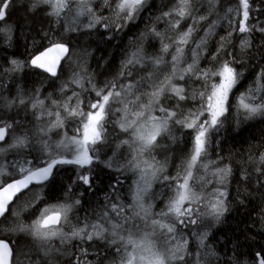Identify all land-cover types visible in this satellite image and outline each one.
I'll return each mask as SVG.
<instances>
[{"label":"trees","instance_id":"16d2710c","mask_svg":"<svg viewBox=\"0 0 264 264\" xmlns=\"http://www.w3.org/2000/svg\"><path fill=\"white\" fill-rule=\"evenodd\" d=\"M91 1L93 7L94 4L105 3V0ZM147 1L148 3L146 7L140 12L138 18L127 24L126 28L124 26L122 29H117L115 25L120 24L121 19H124L123 15L117 17L114 13V9L108 10L107 13L94 9L97 17L106 18L107 23L112 25L111 29L106 30L100 25L93 29L84 28V19L81 21L82 23L80 22L77 25H73L67 29V24H65V20L61 18L62 16L57 19L56 17L47 15L46 7L42 10H36L33 12L29 11V5L32 0H12V4L8 9L7 19L2 24H0V27H11L13 29L10 41L7 39V37H5L6 35H0V113L2 111H9L10 113L18 112L15 108V105L14 107H11L10 110L6 108L3 105L4 101L19 99L20 97L18 96L23 95L26 92V95H28V93H32L30 95L32 99L33 95L35 96L37 94V89H41L43 85L47 86V78L44 72L33 68L30 66L31 64L29 65L31 58L36 53L49 46L50 41L44 39L46 33L49 37H55L59 39L60 42L69 44L74 52L76 50L84 52L85 57H80V60L86 61L89 59V72L93 73V82H97L100 86H103L108 82L111 83L112 81L121 85L125 82L126 78H122L118 74V72L120 73L122 70V68H118V59H121V56L127 54L123 50L124 48L127 52L128 48L132 47L131 45H134L130 43H135V45L138 44L140 47H145L147 50V55L149 56L162 55L161 51H158L159 49L161 50L162 46L159 44L161 43V41H159L160 38L154 36L149 30L155 28L156 31L160 32L165 37L164 42L170 43L171 39L177 38L180 33L187 30L188 25L193 24V20H183L181 21L179 28L173 30L167 20H158L157 18L161 17L164 12L170 11L176 7L177 0ZM107 3L115 7L117 0H108ZM250 4L253 9L251 13L252 18L250 19V24L255 26V30L249 36L251 47L241 50L239 47L240 39L237 38V35L234 33L229 42H224L226 43L224 50L218 53L217 49L222 43L221 37H227L228 33L232 32L233 27L235 26L234 23L230 25L226 21H235L239 19L235 12L228 14L229 8L235 9L238 7V0H194V6L198 9L195 15L197 17L200 15H206L208 16V20L196 25V28L199 30V32L196 30L193 33L192 39H194V42L190 45V47H193L195 42H197L196 40L199 41L204 37L203 35L207 33V44L204 50L201 51L199 58V68L201 69L210 68L215 71L225 60H230L233 58L236 60V63L233 64V67L236 68L237 72L242 73V77L236 85V95L233 98L234 103H236L235 100L237 98L239 103V96H241L239 93H248L249 91V88L248 90L246 89L248 81V78L245 77L246 74L248 73L250 76L252 73L254 74L255 71L259 74L264 72V32L259 31V29L262 27L264 28V0H250ZM209 12H211V15H209ZM257 19L260 21V23H257ZM213 21H217V26H215L214 30L210 34L207 29L209 24H211ZM72 28H76L77 30L72 31ZM145 29H147L148 32ZM175 35H177V37ZM105 36L108 39H106ZM133 48L134 46L130 49V51ZM229 53L231 56H229ZM214 55L216 56L215 60L213 59ZM79 56L80 55L78 54L77 58ZM163 57L165 61L167 60L166 62H168L169 58L171 61V54H163ZM12 60H16L18 62L21 61L23 68L21 67L19 70L12 71ZM190 62H192L191 53L189 48H186L185 61L180 66L183 67V65H187ZM86 64H88L87 61ZM149 68L140 70L141 73L136 78L132 77L131 79L138 80L141 76L145 75L144 73L151 70V68ZM170 70L171 65L167 64V66H162V74H160L161 77H159V79H163L166 73H170ZM165 71L166 73H164ZM262 81L264 82V79H262ZM179 83L184 84L183 81H179ZM184 86L189 93H191L193 89L197 90V94L199 91L203 90V82L201 81H189L188 84H184ZM18 90H20V92H18ZM92 93L94 94V91ZM170 95L171 94H168L166 99L162 98L161 103L165 108L171 107L173 110L176 109L178 112V118L180 113L187 114L190 110H198L201 107V101L199 99L178 101L174 96L171 98L172 95ZM42 96L45 97V94H42ZM86 96L90 97L89 92L86 93L85 97ZM145 100L147 101V98H143L141 102L143 103ZM179 108L182 111L179 110ZM236 113H231L229 119L213 133L209 146L211 154L210 159L216 161V166L224 167L227 163V165L230 166L232 170L231 175L226 181V184H224L228 190L225 212H223V215L220 216L218 220L209 218L210 222L203 224L207 217L210 216L207 214L210 211L207 212L208 210L206 203L212 198L211 193L213 192L214 188L219 187L216 182H212L208 188L203 190L202 195L205 198L202 199V202L193 204V208L195 210L193 219L197 220V223H195L193 226H199L200 228L209 227L210 230L206 234L207 238H204V244L201 245L200 241L193 232L188 234L186 238H181L178 236L177 238L175 237L174 240L169 241L170 249H173L177 243L181 244L183 241H187V247L183 252L185 259L187 260V264H202V262L203 264H256L255 254L261 253L264 255V163H262L259 159V157L264 154V117L255 118L253 119L255 121H253L250 118H245L240 110L238 112V108ZM235 117L238 119L234 120ZM105 123L103 131L104 143L103 145L99 146V158L94 159L93 163L84 169H81L78 165L73 164H61L57 166L54 171L55 182L53 183L49 181L45 189H43V199L41 198L39 202L32 204L31 200L34 199L29 197V199L26 200L24 198L25 195L20 198L22 200V203L20 201L21 206L24 207L28 204L32 205V208L27 210V216L30 217L36 212L38 213L37 215H40L43 207L47 205L44 202L58 201L60 199L63 201L68 198L65 196V192L67 191L66 186L68 185H71L72 187L73 194L71 195V199L73 201L76 199L81 201L79 213L82 217L86 216L89 218L90 216L94 217L95 220L106 222L103 219V214L107 209H110L111 211L112 204L122 206L124 205L125 210H128V205H132L133 197L131 196L128 198L126 190L127 188L133 189L131 186V182H133V176H129L128 169L126 171L128 164H126V167L124 165L123 169L121 170L118 169L116 165L124 164L122 162L129 163L128 161L131 159L129 146L121 143L124 140H128L130 135L129 133H124L121 131V129H119L120 127L117 118L111 114ZM12 124L14 127L15 124L13 122ZM30 130L31 129L29 128V131ZM25 131H27L25 132L27 134L28 130ZM22 134L24 133L20 132L18 135L20 136ZM158 141L159 147L156 148L153 153L155 159L159 162H162L161 164L166 166L167 173L169 175H174L179 171V169L182 171V167L189 158L192 149L191 130L182 129L178 125L172 126L170 133L162 138H158ZM116 144H118L117 147ZM32 146L35 147L26 148L30 154H40L39 152H41L43 149V146L36 147L37 145L35 144H32ZM33 149H36L37 151L34 152ZM44 159H50V157ZM236 160L237 163H235ZM109 163H111V167L108 166ZM42 165H45L44 161L34 164L36 168ZM257 169H260V171H257ZM87 170H90L93 176V183L91 187L75 182L77 176L87 172ZM224 185L222 187H224ZM160 186V183L156 184L154 189L155 193L152 192V196L148 200V205H151V209L154 208L152 209V212H150L151 215L155 212L158 213L159 210H162L163 208H166L167 205L163 204V202L167 201L168 198L171 199V189H163L162 192H159L162 195L163 200L156 199L159 194L156 192L157 189H160ZM36 188L38 189L40 186L32 187L31 192L35 194L39 192H36ZM123 192L125 194H123ZM33 193H31V195ZM198 193H200V190ZM18 204L15 203L13 206H17ZM208 209L210 210V207H208ZM76 211L73 209L72 213H70V226H67L68 224L64 226L65 232H70L72 229L71 224H75L78 221ZM23 219L22 222L24 224H29L28 219H24L26 223L23 221ZM120 220H122L120 217H115V222L123 224V220ZM2 226L0 231L4 230V233L0 232V234L5 239H7L8 236L5 234H7L8 231L11 232V229H13L15 225L14 223L11 224V222H8V217H5L2 221ZM127 226L128 225H125L123 228L124 235H128L130 233L136 235L137 231L134 228H128ZM11 239L12 241L9 239L7 240H9L10 244L14 246V250L17 253V258L19 259L20 264H91L92 262V264H116L119 262L121 254L115 252V247L121 246L122 249L126 247L127 251L130 249L129 246L125 245V241L120 242L118 239L116 240V245H112L111 248L109 245H105L106 241H104V239H102V241L101 239L96 238H94L95 240L91 241H88L86 238L83 240L79 238H73L68 240V245L65 244L63 246L58 238L57 239L59 241L54 239L49 245H45L40 241L34 240L30 236L28 237V235L24 233L17 235L16 239L13 237V235H11ZM106 240L112 241L113 239L110 238ZM119 243L122 244L120 245ZM50 246H54L55 249L57 248L59 250H51ZM98 249L100 250V253ZM43 252L44 254H42ZM57 252L62 253L59 254ZM65 258L68 262L64 261ZM173 264H175V262H173Z\"/></svg>","mask_w":264,"mask_h":264},{"label":"snow or ice","instance_id":"6c2138e0","mask_svg":"<svg viewBox=\"0 0 264 264\" xmlns=\"http://www.w3.org/2000/svg\"><path fill=\"white\" fill-rule=\"evenodd\" d=\"M107 2L108 0H105V3ZM69 3L70 0H32L29 5V11L34 12L46 7L49 16L59 19L66 9L70 10ZM145 3L146 0H117L115 14L117 17L123 15L126 24L128 21L135 19ZM11 4L12 0H0V24L6 21ZM197 11L198 9L194 6V0H177L176 7L158 17V20H167L173 30L178 29L181 21L186 19H192L193 24H189L187 30L180 33L177 38L171 39L170 43L164 42L165 37L156 31L155 28L150 29L149 31L161 40L160 51L162 55L149 56L142 47H138L131 52L127 59L122 62V70L119 73V76L128 79V82L122 85L116 82L106 83L99 89L92 85L96 99L88 102L89 111L86 113L80 107L84 101L75 91L63 103L55 100L51 101L59 110L55 112L54 122L47 129H39L40 133L46 136L47 132L52 129L62 128L64 124V119L61 118L62 111L66 114L67 119L80 122L81 128H78L77 131L81 132L82 129V135L80 138L71 137L59 143H50L47 139L43 140L44 148L50 157L44 166L37 167L34 170L20 167L18 171L21 174V178H13L10 181L0 179V217L11 214L19 218L25 208L21 207L17 211H12L11 206L22 196L31 192L32 185H39L41 188V191L34 195V200L39 202L43 196V189L48 182H55L54 169L57 165L75 164L81 169L90 166L94 159L99 158V146L104 143L102 129L106 118L110 114L120 113L121 118L118 124L121 131L131 133V144L129 140H124L121 143L130 144V147H132V161L129 163L140 171L144 187L137 191L135 204L128 206L134 209L131 215L125 213L124 206L111 205V211L124 222L123 224H111V235L124 242V237L118 235V230L123 229L125 225L135 227L137 218L144 220L146 223L150 221V227L153 232L145 234L139 243L131 238L127 239L126 245L132 246V252H127L126 247L122 249L121 246H116L115 252L121 254L119 264H173V262L175 264H187L183 254L187 247L186 240L171 249L168 254H165L153 250L156 245L150 239V236L155 234L158 229L160 237L167 243L175 239L177 225L186 227L189 224L197 223V220L193 219L195 212L193 204L202 202L205 197H203L202 193L194 190L190 181L193 183L201 182L199 185L201 189L206 184L212 183V181L210 179L206 180L203 175L194 176L193 169L203 168L205 173H207L209 168L213 167L212 176L217 177V183L221 185H224L231 175L230 166L225 165L221 168L216 166V161L207 159L208 148L212 134L222 126L224 119L227 118L230 107L229 96L242 77V73L237 72L236 68L233 67V64L236 63L234 58L225 60L215 71L210 68H199L200 53L206 47L207 40L206 38H201L198 42H195L194 48L190 47V45L194 42L192 38L193 33L197 30L196 25L206 22L208 16L200 15L197 17L195 15ZM252 11L250 0H238L237 8L228 9L229 14L235 12L239 19L226 21L230 25L234 23L235 26L227 37H221L222 43L217 49L218 53L224 50V42L230 41L234 33L240 39L239 47L241 50L251 47L249 36L255 30V26L250 24ZM81 15H89L91 17L85 25L88 29H93L98 25L106 30L112 27V25L107 23L106 18L95 15L90 7V0H80V9L77 12V16ZM209 15H211V12H209ZM257 23H260L258 19ZM216 24L217 21L209 24L207 31L211 33ZM124 26V24L115 25L117 29H122ZM71 30L76 31L77 29L72 28ZM259 31L264 32V28L259 29ZM12 32L13 29L11 27H0V35H6L9 41L11 40ZM44 39L50 41L49 46L33 57L30 64L36 68L44 69L52 76H56L60 61L70 58V49L66 43L60 42L55 37H49L47 33ZM186 48L190 50L192 62L181 68V62L185 61ZM52 53H57V55H50ZM163 54H171V70L170 73L164 75L163 79L160 80L162 66H167L168 64L164 60ZM229 56H231L230 53ZM213 59H216L215 55ZM11 65L12 71L18 70L23 66L22 63L16 60H12ZM149 67L151 70L147 71L144 76H141L138 80L131 79L134 73ZM213 77L219 78V83L212 82ZM260 79H264V72L260 74ZM174 80L183 81L184 84H188L189 81H201L203 82V90L197 94V90L193 89L189 93L184 84L176 83ZM70 83L83 88V78H79L77 75L71 78ZM89 83H91L90 80ZM67 87L68 84H65L62 91ZM262 92H264V83L258 84L255 89L250 90L248 93L241 94L238 109L245 118L264 115V94H261ZM168 94L174 96L178 101L199 99L201 107L198 110H190L187 114L180 113L178 118L177 111L165 108L161 103L162 98L166 99ZM129 96L132 99H127ZM143 98H147V103H141ZM126 99L127 102H124ZM73 101H75V104H73ZM15 103V100H8L4 101L3 105L10 109ZM19 103L24 104L25 101L20 100ZM117 103L121 104L122 107L114 109L113 106ZM31 107L33 109L41 108L43 107V101L36 100L31 104ZM156 111L163 113V116L154 115L153 113ZM43 115L44 113H41L36 118L41 119ZM47 115L52 116L53 113L48 112ZM177 125L182 129L191 130V153L182 167L183 174L178 173L176 177L171 178L168 176L163 177L165 181L171 180L174 183V196L170 199L167 210L159 213L160 218L152 219L150 214L151 205H145L143 194L151 187L152 180L159 178L158 173L165 171V165L157 161L153 153L159 147L158 138L169 134L171 127ZM13 131L12 123L0 120V142L7 143L6 137L11 136ZM12 139L13 143L9 145V148H25L29 144L26 133L12 137ZM71 146H75V148L73 149ZM61 149L67 151L70 155L74 152L73 158H68L64 155L55 158L54 154ZM259 159L264 163V154ZM205 160H207L206 163L204 162ZM108 166L111 167V163ZM257 171H260V169H257ZM2 175L4 173L0 172V176ZM75 182L91 187L93 183L91 171L78 175ZM66 187L65 196L68 197L66 202L42 209L40 215L30 224H24L21 221L12 230L27 234L45 245H49L50 242L57 238L61 243L73 238L81 240L86 238L88 241L93 240L94 237L105 238V233L108 232V229L100 223L74 227L70 232L64 231V226L70 223V213H72L73 208L81 203L79 199L74 201L71 199L73 194L71 185ZM211 195L213 199L207 205L210 207V212L207 214L218 220L226 210L224 197L227 196V192L217 188L213 190ZM27 206L31 207L32 205L29 204ZM141 213L143 214L142 216ZM103 219L105 221L109 219L107 212L103 214ZM168 220L171 222H165ZM89 228H91V231H88ZM203 238L201 237V243H203ZM111 243L116 245V239H113ZM137 253L141 254L137 255ZM255 256L256 264H264V255L256 253ZM0 264H20L14 246L2 239H0Z\"/></svg>","mask_w":264,"mask_h":264},{"label":"rangeland","instance_id":"374dc122","mask_svg":"<svg viewBox=\"0 0 264 264\" xmlns=\"http://www.w3.org/2000/svg\"><path fill=\"white\" fill-rule=\"evenodd\" d=\"M79 1V2H78ZM70 0V3H69V9L70 10H68V9H66L65 11H66V13H64V14H62V17L61 18H63V19H65V22H66V24H67V29L69 28V27H71L72 25H77L78 23H80L81 21H83V19H84V24L86 25V23H88L89 22V20L91 19V17L89 16V15H81V16H77V12L79 11V9H80V0ZM147 1V0H146ZM92 1L90 0V7L93 9V11H94V13H95V15L97 16V14H96V12H95V10H100L101 12H104V13H107L108 12V10H112V9H114V11H115V8H116V6L115 7H113L111 4H109V3H99V4H94V7L92 6ZM147 3H148V1L144 4V6H143V8H142V10L146 7V5H147ZM75 5V6H74ZM79 5V6H78ZM78 6V7H77ZM102 8V9H101ZM107 8V9H106ZM95 9V10H94ZM141 10V11H142ZM140 11V12H141ZM140 12L138 13V15H136V17H135V19H137L138 18V16H139V14H140ZM71 15H70V14ZM115 13V12H114ZM65 16V17H64ZM72 18H71V17ZM85 16H86V18H85ZM66 17H68V18H66ZM90 17V18H89ZM73 18L76 20H74V22H76L75 24H74V22H72V20H73ZM88 18V19H87ZM135 19H133L132 20V22L135 20ZM70 20H71V23H70ZM81 20V21H80ZM80 21V22H79ZM125 20L124 19H121V21H120V24H124L125 26L127 25V24H129L131 21H128V23H126L125 24V22H124ZM82 23V22H81ZM83 27L84 28H86L84 25H83ZM126 28V27H125ZM124 28V29H125ZM207 33H205L203 36V38H205L207 35H206ZM119 35V34H118ZM147 39V38H146ZM130 44H134V45H131L132 47L134 46L135 48H133L131 51H130V48H132V47H130V48H128V50H127V52H126V49L124 48L123 50L127 53V54H125V55H123V56H121L120 58L121 59H118V61L122 64V62L123 61H125V59H127V57L129 56V54L131 53V52H133V51H135L138 47H139V45H135V43H130ZM136 46H137V48H136ZM143 49H144V51H145V53L147 54V50H146V48L145 47H143V46H141ZM195 47V44H194V46H193V48ZM79 53H81V55L79 56V57H85L84 56V52H80V50H79ZM76 54V53H75ZM77 58V56L75 57L74 56V54L72 53V55L70 56V59L67 61V65L64 67V70H63V76L62 77H60L59 78V81H60V85L59 86H57L58 84H59V81H58V84H56V88L58 89V91H57V95L58 96H56V95H53V96H51V95H45V97H43L42 96V94H45L46 93V89L47 88H44V89H41L40 91H38L37 92V94L35 95V97H33L32 99H30L31 97H30V93L28 94V95H26V93L25 94H23V95H20L21 97L19 98V99H12V100H17L16 101V103L14 104L15 106H16V110L18 109H20L21 110V112H24L25 111V113H27L26 112V108H29V112H32V113H35V111H37V113H36V116H39L41 113H43L44 111V115H43V117L40 119L41 121H39V119H37V121H38V123H37V125H35V126H32V127H30V131H29V128H25L24 130H22L21 128H15V127H13L14 128V131L15 130H17V131H13L12 133H11V137H10V140H9V142L5 145V147L7 146L8 148V150H12V149H14L15 151H16V157L17 158H19V157H23V158H33L32 160H33V162H34V164H36V163H38V162H42V161H44V162H46V161H48L49 159H44V158H47V157H49V154H48V152L45 150V148H44V144L42 145V143H43V141L42 140H45V139H47L50 143H59V142H61L62 140H66V139H68V138H71V137H77V138H80L81 137V133H82V130H81V133L80 132H78L77 131V127L75 126H73V125H71L70 124V119L68 120L67 118H66V114L65 113H63L62 111H61V118L62 119H64V124H63V128L64 129H62V128H57V129H52L51 131H49V132H47V135L46 136H44L43 134H41L40 133V131H39V129H41V128H44V129H47L49 126H50V124L52 123V122H54V120H55V112L56 111H58L59 109H57V107L55 106V105H53L52 103H51V101H53V100H55V101H60L61 103H63L66 99H67V95L69 96L70 94L69 93H71V95H72V92L73 91H75V92H78V94L80 95V98L83 100V97L86 95V93L87 92H89V94H90V97L89 96H86V97H84V103L83 104H81V108L83 109V111L86 113L87 111H89V109L87 108V104H88V102L89 101H92V100H95V91H94V94L92 93L93 92V90H92V85H91V83H93V85H95L96 86V89L98 88H102V87H100V85H98V83L96 82H93L94 80H93V78L91 77V76H93V74H90V72H89V67H90V65H89V59H87V62H88V64H86V61H81V60H79L80 58ZM189 57V56H188ZM75 58V59H74ZM72 61V62H71ZM69 62H70V64H69ZM119 62H118V64H119ZM184 61H182L181 62V64L183 63ZM81 65V69H85V70H87V72L86 71H82V70H80V69H77V70H75V72L74 73H72V75L74 76L75 74H76V72H80L79 74L77 73V76L79 77V78H83V84H85V85H83V88H84V90H83V88H79V86H77V85H72L71 83H70V80H71V78L73 77L72 75H71V73L69 74V71L68 70H71L72 69V67L70 68V66L71 65ZM119 66H121L122 67V65H119ZM83 67V68H82ZM184 67H186V65H184ZM181 68H183V67H181ZM120 69V68H119ZM82 72V73H81ZM84 72V73H83ZM89 72V73H88ZM68 73V74H67ZM256 71L254 72V74L252 73L250 76L248 75V73L246 74V76L245 77H247L248 78V81H247V86H246V89L248 90V88H249V91L250 90H252V88L253 89H255L256 87H257V85L258 84H261V83H264L263 81H262V79H260L259 78V76H260V74L259 73H256ZM66 74H67V79H68V81L67 82H65L66 81ZM140 74V71L138 72V73H134V75H133V77L134 78H136L138 75ZM70 75H71V77H70ZM65 76V77H64ZM89 76V77H88ZM86 78V79H85ZM254 78V79H253ZM89 79H90V81H91V83H89ZM64 80V81H63ZM88 81V82H87ZM126 82L125 83H127V81H128V79H126L125 80ZM64 82V83H63ZM119 82V81H118ZM174 82H178L179 83V81L178 80H174ZM212 82H215V83H219V78H217V77H213V79H212ZM109 83V82H108ZM125 83H123V84H125ZM258 83V84H257ZM65 84H68V87L66 88V89H64L63 91H62V87L65 85ZM71 84V85H70ZM91 85V86H90ZM105 85V84H104ZM103 85V86H104ZM76 86V87H75ZM71 87V88H70ZM78 87V88H77ZM237 87L235 86L234 88H233V90H232V93L230 94V96H229V101H230V107H229V111H230V113H229V111H228V114H227V118L226 119H224V121H223V124H224V122L225 121H227L228 119H229V116H230V114L231 113H236V111H237V108H238V101H237V99H236V103H234V101H233V98H234V96L236 95L235 94V89H236ZM59 89H60V91H59ZM70 89V90H69ZM90 91H89V90ZM25 90H26V88H25ZM44 90V91H43ZM67 91V93H65ZM81 91V92H80ZM85 91V92H84ZM248 91V92H249ZM62 92V94H59V93H61ZM83 92V93H82ZM39 93V94H38ZM239 94H242V92L241 93H239ZM261 94H264V92H262ZM38 95V96H37ZM60 95H62V97L60 96ZM70 95V96H71ZM29 96V97H28ZM65 96V97H64ZM92 96V97H91ZM93 96H94V99H93ZM60 97V98H59ZM23 98V99H22ZM49 98V99H48ZM26 99V100H25ZM28 99V100H27ZM41 100V101H43V107H41V109H39V108H37V109H33L32 107H31V104H32V102L34 103L36 100ZM43 99V100H42ZM48 101H47V100ZM127 99H132V97L131 96H129ZM19 100H24L25 101V103L24 104H20L19 103ZM34 100V101H33ZM126 102H127V100H125ZM124 101V102H125ZM75 102V101H74ZM73 102V104H75ZM87 103V104H86ZM142 103V102H141ZM143 103H147V101H145V102H143ZM119 103H117V104H115L113 107L114 108H120V107H122V105L121 104H119ZM83 105V106H82ZM116 105H118V106H120V107H115ZM237 105V106H236ZM26 107L25 109H23V107ZM29 106V107H28ZM51 108H50V107ZM86 106V107H85ZM14 107V106H13ZM53 107V108H52ZM50 108V109H49ZM23 109V110H22ZM45 109V110H44ZM169 109H171V108H169ZM234 109V110H233ZM31 110V111H30ZM46 110H48V111H46ZM171 110H173V109H171ZM48 112H52L53 113V115L52 116H49V115H47V113ZM6 113H10L9 111H7V112H1L0 113V119L1 120H4V121H7V119H8V114H6ZM154 113H156V114H154V115H159V116H163V113H159V111H156V112H154ZM4 114H6L4 117H3V115ZM112 115V114H111ZM113 116H115L116 118H117V120L119 121L120 120V118H121V114L120 113H116L115 115H113ZM119 117V118H118ZM261 117H264V115H256V116H253L251 119H255V118H261ZM45 118V119H44ZM46 118H48V121H47V119ZM108 118V117H107ZM107 118H106V120H107ZM206 118V117H205ZM238 118L237 117H235L234 118V120H237ZM46 120V121H45ZM45 121V122H44ZM40 122V123H39ZM49 122V123H48ZM45 123V124H44ZM39 124H41V126L39 125ZM222 124V125H223ZM70 125H71V127H70ZM36 126H39V127H37V128H35ZM67 127V128H66ZM70 127V128H69ZM104 127V126H103ZM73 128V129H72ZM80 128H81V126H80ZM38 131H37V130ZM19 130H20V132L21 133H25L26 131L25 130H28V133H29V135L27 134V136H28V140H29V144H28V147H31L32 146V144H35V145H41V146H43V149L41 150V152H39L40 154H37V153H34V154H30V153H26V151L28 150V149H26V148H28V147H25V148H9V145H10V143L12 144L13 143V139H12V137H15V136H19L18 134L20 133L19 132ZM57 130V131H56ZM65 130V131H64ZM22 131H24V132H22ZM34 131H36V132H34ZM62 131V132H61ZM71 132V133H70ZM73 132V133H72ZM75 132V133H74ZM33 134V135H32ZM59 134H61V135H59ZM32 135V136H31ZM53 135V136H52ZM74 135V136H73ZM129 135L131 136V133H129ZM213 135V134H212ZM70 136V137H69ZM102 136H104V132H103V129H102ZM55 137V138H54ZM37 138H39V139H37ZM104 138V137H103ZM211 138H212V136H211ZM31 139H33V140H31ZM129 141H130V144H131V140H130V138L128 139ZM38 143H37V142ZM42 143H41V142ZM211 141V140H210ZM37 143V144H36ZM130 144H128V146H129V148H130V152H131V156H132V147H130ZM38 145L36 146V147H38ZM117 145L118 144H116V147H117ZM40 146V147H41ZM210 146V145H209ZM32 147H35V146H32ZM71 147H73V149L75 148V146H71ZM34 151H35V149H33ZM166 150V149H165ZM37 151V150H36ZM208 152L210 153V149L208 148ZM208 153V158L207 159H210V156H211V154H209ZM91 154V153H90ZM60 155H64V156H67L68 158H73V156H74V152L70 155L67 151H65V150H63V149H61V150H58L55 154H54V156L55 157H58L59 158V156ZM127 156V155H126ZM25 160H27L28 162H30L29 161V159H25ZM188 160V159H187ZM186 160V161H187ZM211 160V159H210ZM130 161H132V157H131V159H130ZM129 161V162H130ZM158 161V160H157ZM4 162H8V164L7 163H4L3 164V168L4 169H2V168H0V172L2 171L3 173H4V175H2V176H4V179H7V180H9V179H12V178H16V177H20L21 176V174L20 173H18L19 171H18V166L17 165H15L14 164V166H8V165H10L12 162H10L9 160H7L6 158H4ZM205 163L207 162V160H205L204 161ZM160 163H162V162H160ZM125 164H128V167H129V169H128V172H129V176L131 175V176H133V182H131V186L133 187V189L132 188H127V196L128 197H133V199H132V205H134L135 204V196H136V193H137V191L139 190V189H141V188H143L144 187V182L141 180V174L139 173L140 171L138 170V169H135L134 167H132V165L130 164V163H124V164H120V165H116V167L117 168H120L121 167V169H123V166L125 165ZM130 164V165H129ZM25 166L26 167H29V168H32V169H34V168H36L34 165H26L25 164ZM167 166H169V165H167ZM26 167H23V168H26ZM34 167V168H33ZM141 167H143V165H141ZM221 168H223V167H221ZM27 169V168H26ZM4 170V171H3ZM17 170V171H16ZM181 171V169H179V171H178V173H181V174H183L182 173V171ZM214 171V168L213 167H210L209 168V170L207 171V173H205V170L203 169V168H198V169H193V175L194 176H201V175H203V176H205V179L207 180V179H210L212 182H216L217 183V177H215V176H212V172ZM18 173V174H17ZM135 173V174H134ZM177 173V172H176ZM177 173V174H178ZM196 173V174H195ZM10 174V175H9ZM137 174V175H136ZM159 174V178L158 179H154V180H152V183H151V187L150 188H148V190L143 194V196H144V203H145V205H148V200L150 199V197L152 196V192H154V189H155V187H156V184L157 183H160L161 182V186H160V189L158 190L157 189V192L156 193H159V192H162V190L164 189V190H167L168 188H170L172 191L170 192V195H171V198H173V196H174V188H175V185H174V183H172L171 182V180H169V181H165L164 179H163V177L164 176H168V177H173L174 175L175 176H177V174H174V175H169L168 173H167V169H166V166H165V171L163 172V173H158ZM174 176V177H175ZM1 177V176H0ZM137 179V180H136ZM161 180V181H160ZM157 181V182H156ZM160 181V182H159ZM163 182V183H162ZM201 183V182H200ZM200 183H199V181H197L196 183H193L192 181H190V184H192V186H193V188H194V190L196 191V192H198L199 190H200V193H202L203 192V190H205L211 183H209V184H206L202 189H201V187L199 186L200 185ZM135 184V185H134ZM225 184H226V182H225ZM217 185H219V187H215L214 189H216V188H219V189H221V190H223V191H225L226 190V192H227V196H226V198L224 197V202H226V200H227V197H228V190H227V188L224 186V187H222L223 185H221V184H219V183H217ZM163 187V188H162ZM162 188V189H161ZM37 189V188H36ZM45 189V188H44ZM36 191H41V188L40 189H38V190H36ZM31 193H33V192H29L27 195H25L24 196V198L27 200V199H29V197L30 198H32V199H34V195H35V193H33L32 195H31ZM155 193V192H154ZM31 195V196H30ZM162 198V195L159 193L158 194V197L156 198L157 200H163V198ZM68 199L66 198L65 200H63V201H61V199L60 200H58V201H49V202H44L45 204H47V205H45L44 207H43V209L44 208H47V207H50V206H53V205H57V203H61V202H66ZM210 200H212V198L210 199ZM210 200L207 202V204H209V202H210ZM20 201H21V203H22V200L20 199V200H18V201H16V203L19 205V207L21 206V203H20ZM32 201V204L33 203H35V202H37V201H35V200H31ZM30 201V202H31ZM169 201H170V198H168V200L167 201H165V203L163 202V204H165V205H168V203H169ZM54 202V203H53ZM205 202V203H206ZM18 205L16 206L15 205V207L13 206V208H12V211H17V209L19 210V207H18ZM29 205V204H28ZM224 206H225V208H226V203H224ZM21 207H23V206H21ZM79 207H80V204L79 205H76L73 209L76 211V213H77V219H78V221L75 223V224H71L72 226H71V228H74V227H83L84 225H86V224H88V225H91V223L92 224H96V223H100V224H103V226L105 227V228H107L108 229V232H106L105 234V238H103L104 239V241H108L107 242V244L110 246V247H112L111 245H113V244H111V241H109V240H106V239H110V238H112V239H118L117 237H113L112 235H111V223L113 224V223H117V224H119L118 222H114L115 221V217H117L116 216V214L114 213V212H112V211H110V209H107L104 213H108V217H109V219L106 221V222H104V221H98V220H95L94 219V217H90L89 216V218L88 217H86V216H84V217H82L81 216V214L79 213ZM14 208H15V210H14ZM24 208H25V211L23 212V213H25V214H23V213H21V215H20V218H17V217H15L14 215H11V214H9L7 217H8V222H11V224H13L14 223V225H15V227H16V225H18L21 221H22V219L24 218V219H28V223H30V221H31V219L32 220H35L39 215H37L38 213L36 212L35 214H33L32 216H30V217H28L27 216V210L28 209H30V208H32V206L31 207H28V206H24ZM106 209V208H105ZM128 210H125V213L126 214H128V215H131L132 214V212L134 211V209L133 208H127ZM152 209H154V208H152ZM152 209L150 210V212H152ZM167 210V207L166 208H163L162 210H159V212L157 213V212H155L154 214H152L151 215V218L152 219H159L160 217H159V213H161L162 211H166ZM207 212H209V209H208V206H207ZM129 212H130V214H129ZM143 214L141 213V216H142ZM158 215V216H157ZM36 217V218H35ZM113 217V218H112ZM211 217V215L209 216V218ZM15 218H17V219H15ZM84 218V219H83ZM208 217H207V220H205L203 223L204 224H206V223H209L210 222V219H209ZM23 219V221L26 223V221ZM212 219H215L213 216H212ZM30 220V221H29ZM217 220V219H216ZM109 221H110V223H109ZM122 221V220H121ZM32 222V221H31ZM86 222V223H85ZM91 222V223H90ZM142 224L143 223V225H141L140 223ZM165 222H171L170 220H168V221H165ZM135 223H136V226L135 227H132V226H130V225H128L127 227L128 228H134L137 232H136V235H133V234H128V235H124V232H123V230L124 229H120V230H118V235L119 236H123L124 237V241H125V245H126V241H127V239H129V238H131V239H134L135 241H137L138 243H139V241H141V239H143V237L145 236V234H150V233H152L153 232V230H151L152 228H150L149 226H150V221L146 224V222L144 221V220H141L140 218H137V220L135 221ZM145 224H146V226H145ZM109 225V226H108ZM194 225V224H193ZM193 225H191V224H189L188 226H180V225H177V230H178V233H176V235H175V237L177 236H179V237H183V238H186L187 237V235L188 234H190L191 232H193L194 234H195V232H196V237H197V239L200 241V243H201V237H205V234H207V232H209V227L208 228H200L199 226H193ZM3 226H4V224H3ZM67 226H70V223L67 225ZM14 227V228H15ZM191 227V228H190ZM13 228V229H14ZM148 228V229H147ZM188 228V229H187ZM194 229V230H193ZM72 230V229H71ZM139 230V231H138ZM190 230H191V232H190ZM193 230V231H192ZM200 230V231H199ZM88 231H91V228L90 229H88ZM151 231V232H150ZM142 232V233H141ZM148 232V233H147ZM157 232H159V230L157 229L156 230V232H155V235L156 236H154V235H151V237L152 238H150L152 241H153V243L156 245V247L153 249L154 251H160V252H163V253H165V254H168L170 251H171V249H170V247H169V242H165V240L164 239H162L161 237H160V234L159 233H157ZM181 232V233H180ZM190 232V233H189ZM201 232V233H200ZM2 233H4V230H3V232ZM107 233H108V235H107ZM19 234H21L20 232H16V231H13L12 229H11V232H7V234H5L6 236H8V239L10 240V241H12V239H11V235H13V237L16 239V237H17V235H19ZM182 234V235H181ZM185 234V235H184ZM159 235V236H158ZM201 235V236H200ZM109 236V237H108ZM141 237V238H140ZM158 237V238H157ZM181 237V238H182ZM95 238V237H94ZM93 238V240H95ZM96 239H101V238H96ZM138 239H140V240H138ZM102 240V239H101ZM100 240V241H101ZM119 240V239H118ZM159 240V241H158ZM163 240V241H162ZM106 242H105V245H107L106 244ZM164 242V243H163ZM13 243V242H12ZM65 243L68 245V241H66V242H64V243H62V246L63 245H65ZM167 245H166V244ZM111 244V245H110ZM120 245L122 244V243H119ZM161 244V245H160ZM166 246H165V245ZM179 243H177L175 246H174V248L178 245ZM203 244H204V239H203ZM202 243H201V245H203ZM127 246V245H126ZM129 246V250L127 251V252H132L133 251V249H132V246L131 245H128ZM107 248H109V247H107ZM50 249L51 250H56V251H58L59 249H55L54 248V246H51L50 247ZM169 249V250H168ZM57 253H59V252H57ZM139 254H141V253H137V255H139ZM65 260H66V258H65ZM64 260V261H65ZM66 262V261H65ZM68 262V261H67ZM100 262V261H99ZM116 264H119V262L118 263H116Z\"/></svg>","mask_w":264,"mask_h":264},{"label":"bare ground","instance_id":"6f19581e","mask_svg":"<svg viewBox=\"0 0 264 264\" xmlns=\"http://www.w3.org/2000/svg\"><path fill=\"white\" fill-rule=\"evenodd\" d=\"M78 1V0H77ZM23 2V1H22ZM79 2V1H78ZM95 2V1H94ZM104 2V1H103ZM153 2V1H152ZM25 3V2H24ZM208 3V2H207ZM20 4V3H19ZM215 5V4H214ZM257 5V4H256ZM75 6V5H74ZM79 6V5H78ZM77 6V7H78ZM102 9V8H101ZM107 9V8H106ZM158 9V8H157ZM209 9H211V8H209ZM67 11V10H66ZM66 11H65V13H66ZM152 11V10H151ZM210 11V10H209ZM47 12V11H46ZM147 13H148V11H147ZM67 14V13H66ZM70 14V13H69ZM229 14V13H228ZM255 14V13H254ZM48 15V14H47ZM71 15V14H70ZM105 15V14H104ZM138 15V14H137ZM200 15V14H199ZM260 16V15H259ZM65 17V16H64ZM71 17V16H70ZM66 18H68V17H66ZM72 18V17H71ZM85 18H86V16H85ZM90 18V17H89ZM108 18H111V17H108ZM50 19V18H49ZM63 19V18H62ZM88 19V18H87ZM144 19V18H143ZM158 19V18H157ZM65 20V19H64ZM74 18H73V20H72V22H74ZM110 20V19H109ZM146 20V19H145ZM54 21V20H53ZM76 21V20H75ZM81 21V20H80ZM79 21V22H80ZM144 21V20H143ZM190 21V20H189ZM49 22V21H48ZM55 22V21H54ZM125 22V21H124ZM132 22V21H131ZM70 23H71V20H70ZM76 22H74V24H75ZM128 23V22H127ZM135 23V22H134ZM156 23H158V22H156ZM159 23H161V22H159ZM164 23V22H163ZM66 24V23H65ZM72 24V23H71ZM87 24V23H86ZM166 24V23H165ZM63 25H64V23H63ZM159 25V24H158ZM62 26V25H61ZM66 26V25H65ZM73 26V25H72ZM145 26V25H144ZM165 26V25H164ZM217 26V25H216ZM1 27H3V26H1ZM126 27V26H125ZM152 27H153V25H152ZM169 27V26H168ZM150 28H151V26H150ZM263 28V27H262ZM63 29H64V27H63ZM26 30V29H25ZM115 30V29H114ZM146 31H147V29H145ZM171 30V29H170ZM232 30V29H231ZM61 31V30H60ZM67 31V30H66ZM96 31V30H95ZM143 31V30H142ZM145 31V32H146ZM186 31V30H185ZM197 31L199 32V30L197 29ZM58 32V31H57ZM93 32V31H92ZM130 32V31H129ZM148 32V31H147ZM166 32V31H165ZM170 32V31H169ZM172 32V31H171ZM178 32V31H177ZM205 32H206V30H205ZM135 33V32H134ZM143 33V32H142ZM167 33V32H166ZM53 34V33H52ZM108 34V33H107ZM110 34V33H109ZM202 34V33H201ZM211 34V33H210ZM121 35V34H120ZM171 35H172V33H171ZM178 35V34H177ZM177 35H175L176 37H177ZM207 35V34H206ZM86 36V35H85ZM163 36V35H162ZM201 36V35H200ZM205 36V35H204ZM212 36V35H211ZM6 37V36H5ZM35 37V36H34ZM66 37V36H65ZM106 37V36H105ZM118 37V36H117ZM169 37V36H168ZM172 37V36H171ZM199 37V36H198ZM139 38H140V36H139ZM142 38V37H141ZM158 38V37H157ZM201 38V37H200ZM206 38V37H205ZM238 38V37H237ZM66 39H68V38H66ZM74 39V38H73ZM106 39H108L107 37H106ZM110 39V38H109ZM130 39V38H129ZM170 39V38H169ZM21 40V39H20ZM39 40H41V39H39ZM43 40V39H42ZM152 40V39H151ZM194 40V39H193ZM84 41V40H83ZM144 41V40H143ZM159 41H161V40H159ZM166 41H167V38H166ZM170 41V40H169ZM197 42H198V40H196ZM261 41V40H260ZM114 42V41H113ZM130 42V41H129ZM138 42H140V41H138ZM171 42V41H170ZM229 42V41H228ZM48 43V42H47ZM102 43H104V42H102ZM219 43V42H218ZM2 44V43H1ZM37 44V43H36ZM40 44V43H39ZM67 44V43H66ZM122 44V43H121ZM160 45H161V43H159ZM220 44V43H219ZM226 44V43H225ZM34 45V44H33ZM68 45V47H69V49H70V51H71V46L69 45V44H67ZM118 45V44H117ZM127 45V44H126ZM138 45V44H137ZM1 46H4V45H1ZM6 46V45H5ZM80 46V45H79ZM121 46V45H120ZM157 46V45H156ZM220 46V45H219ZM264 46V45H263ZM123 47V46H122ZM140 47V46H139ZM7 48V47H6ZM135 48V47H134ZM136 48H137V46H136ZM193 48V47H192ZM232 48V47H231ZM259 48V47H258ZM264 48V47H263ZM9 49V48H8ZM11 49V48H10ZM45 49V48H44ZM43 49V50H44ZM75 49V48H74ZM131 49V48H130ZM233 49V48H232ZM43 50H41V51H43ZM188 50V49H187ZM24 51V50H23ZM40 51V52H41ZM158 51H160V49L158 50ZM40 52H38V53H36L33 57H35L36 55H38ZM74 52V51H73ZM121 52V51H120ZM75 53V52H74ZM76 53H77V51H76ZM126 53V52H125ZM155 53V52H154ZM231 53V52H230ZM233 53V52H232ZM159 54V53H158ZM162 54V53H161ZM24 55V54H23ZM52 56H55V55H57V53H52L51 54ZM80 55H81V53H80ZM74 56H75V54H74ZM32 57V58H33ZM82 57V56H81ZM31 58V59H32ZM80 58V57H79ZM70 59V58H69ZM75 59V58H74ZM11 60V59H10ZM68 60V59H67ZM71 60V59H70ZM80 60V59H79ZM104 60V59H103ZM126 60V59H125ZM165 60V59H164ZM31 61V60H30ZM63 61H66V60H61L60 61V66H61V64H62V62ZM87 61V60H86ZM106 61V60H105ZM115 61V60H114ZM167 61V60H166ZM169 61H170V58H169V60H168V65H170L169 64ZM188 61V60H187ZM236 61V60H235ZM72 62V61H71ZM83 62H84V60H83ZM119 62V61H118ZM20 63H21V61H20ZM191 63V62H190ZM222 63V62H221ZM69 64H70V62H69ZM186 64V63H185ZM238 64V63H237ZM23 65V64H22ZM29 65H30V62H29ZM67 65V64H66ZM73 65V64H72ZM103 65V64H102ZM118 65H122L120 62H119V64ZM181 65V64H180ZM31 66V65H30ZM60 66L57 68V75H58V71H59V69H60ZM74 66V65H73ZM79 66V65H78ZM217 66V65H216ZM32 67H34V66H32ZM80 67H81V65H80ZM181 67V66H180ZM183 67H184V65H183ZM214 67V66H213ZM4 68V67H3ZM23 68V67H22ZM34 68H36V67H34ZM83 68V67H82ZM118 68H122L121 66H119ZM21 69V68H20ZM37 69H39V70H41V71H45L44 69H40V68H37ZM150 69V68H149ZM148 69V70H149ZM6 70V69H5ZM19 70V69H18ZM77 70V69H76ZM81 70V69H80ZM164 70V69H163ZM167 70V69H166ZM169 70V69H168ZM21 71V70H20ZM23 71V70H22ZM71 71V70H70ZM82 71H83V69H82ZM84 71H85V69H84ZM259 71V70H258ZM4 72V71H3ZM8 72V71H7ZM86 72H87V70H86ZM116 72V71H115ZM118 72V71H117ZM11 73H13V72H11ZM21 73V72H20ZM45 73H46V71H45ZM78 72H76V74H77ZM80 73V72H79ZM78 73V74H79ZM82 73V72H81ZM84 73V72H83ZM89 73V72H88ZM91 73V72H90ZM141 73V72H140ZM164 73H166V71L164 72ZM9 74V73H8ZM19 74V73H18ZM50 75V76H52L50 73H48L47 72V75ZM69 74H70V72H69ZM91 74H93V73H91ZM118 74H119V72H118ZM144 74H146V73H144ZM162 74V73H161ZM167 74V73H166ZM256 74V73H255ZM44 75V74H43ZM56 75V76H57ZM71 75H72V73H71ZM71 75H70V77H71ZM143 75V74H142ZM56 76H52V78L53 77H56ZM67 76V75H66ZM73 76V75H72ZM97 76V75H96ZM110 76H112V75H110ZM117 76V75H116ZM244 76V75H243ZM65 77V76H64ZM68 77V76H67ZM89 77V76H88ZM92 77V76H91ZM161 77V76H160ZM5 78H7V77H5ZM47 78V77H46ZM118 78V77H117ZM139 78V77H138ZM67 79V78H66ZM69 79V78H68ZM68 79H67V81H68ZM86 79V78H85ZM97 79V78H96ZM113 79V78H112ZM115 79H116V77H115ZM213 79V78H212ZM254 79V78H253ZM7 80V79H6ZM90 80V79H89ZM111 80V79H110ZM114 80V79H113ZM134 80H136V79H134ZM161 80H162V78H161ZM13 81V80H12ZM59 81V80H58ZM64 81V80H63ZM67 81H65V82H67ZM122 81V80H121ZM124 81V80H123ZM7 82H9V81H7ZM60 82V81H59ZM84 82V81H83ZM88 82V81H87ZM113 82V81H112ZM120 82V81H119ZM126 82V81H125ZM124 82V83H125ZM128 82V81H127ZM193 82V81H192ZM16 83V82H15ZM64 83V82H63ZM96 83V82H95ZM105 83V82H104ZM178 83V82H177ZM182 83V82H181ZM14 84V83H13ZM58 84V83H57ZM258 84V83H257ZM4 85H6V84H4ZM71 85V84H70ZM73 85V84H72ZM83 85H85V84H83ZM91 85H93V83H91ZM90 85V86H91ZM52 86V85H51ZM61 86V85H60ZM201 86V85H200ZM36 87V86H35ZM41 87V86H40ZM57 87V86H56ZM76 87V86H75ZM100 87H103V86H100ZM198 87V86H197ZM25 88V87H24ZM63 88V87H62ZM71 88V87H70ZM78 88V87H77ZM79 88H80V86H79ZM16 89H17V87H16ZM19 89V88H18ZM98 89V88H97ZM253 89V88H252ZM34 90H36V89H34ZM39 90H41V89H39ZM57 91H58V89H56ZM67 90V89H66ZM70 90V89H69ZM83 90H84V88H83ZM89 90V89H88ZM14 91V90H13ZM44 91V90H43ZM59 91H60V89H59ZM90 91V90H89ZM246 91V90H245ZM18 92H20V90H18ZM36 92H37V90H36ZM81 92V91H80ZM85 92V91H84ZM65 93H67V91L65 92ZM78 93V92H77ZM83 93V92H82ZM247 93V92H246ZM5 94H7V93H5ZM29 94V93H28ZM32 94V93H31ZM30 94V95H31ZM39 94V93H38ZM59 94H62V92L61 93H59ZM70 95H71V93H69ZM91 94V93H90ZM4 95V94H3ZM47 95V94H46ZM69 95V96H70ZM38 96V95H37ZM61 97H62V95H60ZM171 96V95H170ZM18 97H21V96H18ZM17 97V98H18ZM29 97V96H28ZM33 97H35L34 95H33ZM65 97V96H64ZM66 97H68V95L66 96ZM85 97V96H84ZM84 97H83V100H84ZM240 97V96H239ZM2 98V97H1ZM46 98V97H45ZM60 98V97H59ZM171 98H173V96L171 97ZM6 99V98H5ZM10 99V98H9ZM23 99V98H22ZM31 99V98H30ZM49 99V98H48ZM96 99V98H95ZM26 100V99H25ZM28 100V99H27ZM40 100V99H39ZM43 100V99H42ZM47 100V99H46ZM127 100V99H126ZM143 100V99H142ZM17 101V100H16ZM20 101V100H19ZM34 101V100H33ZM48 101V100H47ZM146 101V100H145ZM60 102V101H59ZM126 102V101H125ZM178 102V101H177ZM235 102H236V100H235ZM33 103V102H32ZM1 104V103H0ZM87 104V103H86ZM175 104V103H174ZM119 105V104H118ZM118 105H116L115 107H117ZM17 106V105H16ZM16 106H15V108H16ZM83 106V105H82ZM121 106V105H120ZM120 106H118V107H120ZM181 106V105H180ZM237 106V105H236ZM3 107V106H2ZM29 107V106H28ZM50 107V106H49ZM86 107V106H85ZM178 107V106H177ZM7 108V107H6ZM14 108V109H15ZM30 108V107H29ZM51 108V107H50ZM49 108V109H50ZM53 108V107H52ZM88 108V107H87ZM171 108V107H170ZM3 109V108H2ZM9 109V108H8ZM24 109V108H23ZM39 109H41V108H39ZM115 109V108H114ZM171 109H173V108H171ZM184 109V108H183ZM10 110V109H9ZM20 110V109H19ZM38 110V109H37ZM45 110V109H44ZM175 111H176V109H174ZM179 110H181L180 108H179ZM234 110V109H233ZM31 111V110H30ZM46 111H48V110H46ZM182 111V110H181ZM3 112V111H2ZM7 112V111H6ZM35 112H37V111H35ZM45 112V111H44ZM43 112V113H44ZM237 112V111H236ZM238 112H239V109H238ZM160 113V112H159ZM13 114V113H12ZM153 114H156V113H153ZM55 115V114H54ZM236 115H237V113H236ZM22 116V115H21ZM159 116V115H158ZM243 116V115H242ZM20 117V116H19ZM1 118V117H0ZM119 118V117H118ZM252 118V117H251ZM250 118V119H251ZM16 119V118H15ZM45 119V118H44ZM47 119V121H48V118H46ZM254 119V118H253ZM252 119V120H253ZM37 120V119H36ZM69 120V119H68ZM116 120V119H115ZM258 120V119H257ZM21 121V120H20ZM34 121H35V119H34ZM39 121H41L40 119H39ZM46 121V120H45ZM44 121V122H45ZM66 121V120H65ZM64 121V122H65ZM70 121V120H69ZM71 121H73L72 119H71ZM118 121V120H117ZM248 121V120H247ZM253 121H255V120H253ZM22 122V121H21ZM37 122V121H36ZM35 122V123H36ZM75 122V121H74ZM77 123H78V121H76ZM17 123H18V121H17ZM38 123V122H37ZM40 123V122H39ZM49 123V122H48ZM80 123V122H79ZM78 123V124H79ZM116 123V122H115ZM32 125H33V122L31 123ZM45 124V123H44ZM106 124V123H105ZM73 125V124H72ZM35 126V125H34ZM37 127H39V126H36L35 128H37ZM80 127V126H79ZM106 127V126H105ZM113 127V126H112ZM67 128V127H66ZM62 129H64L63 127H62ZM73 129V128H72ZM120 129V128H119ZM37 130V129H36ZM38 131V130H37ZM57 131V130H56ZM65 131V130H64ZM103 131H104V129H103ZM246 131V130H245ZM24 132V131H23ZM27 132V131H26ZM34 132H36V131H34ZM62 132V131H61ZM181 132V131H180ZM71 133V132H70ZM73 133V132H72ZM75 133V132H74ZM111 133V132H110ZM28 135H29V133H27ZM223 134V133H222ZM33 135V134H32ZM31 135V136H32ZM59 135H61V134H59ZM53 136V135H52ZM74 136V135H73ZM70 137V136H69ZM55 138V137H54ZM37 139H39V138H37ZM218 139V138H217ZM31 140H33V139H31ZM123 140V139H122ZM216 140V139H215ZM43 141V140H42ZM231 141V140H230ZM37 142V141H36ZM39 142V141H38ZM37 142V143H38ZM41 142V141H40ZM36 143V144H37ZM42 143V142H41ZM38 145V144H37ZM42 145H43V143H42ZM125 145V144H124ZM41 146V145H40ZM40 146H38V147H40ZM44 146V145H43ZM28 147V146H27ZM32 147V146H31ZM121 147H122V145H121ZM231 147V146H230ZM33 148V147H32ZM128 148V147H127ZM117 149V148H116ZM262 149V148H261ZM125 150V149H124ZM230 150V149H229ZM35 151H36V149H35ZM34 151V152H35ZM218 151V150H217ZM231 151H232V149H231ZM116 152V151H115ZM126 152V151H125ZM209 153V152H208ZM217 153V152H216ZM210 154V153H209ZM35 155V154H34ZM247 156V155H246ZM27 158V157H26ZM130 158H131V156H130ZM240 158V157H239ZM25 159V158H24ZM219 159V158H218ZM128 160V159H127ZM126 161V160H125ZM219 161V160H218ZM233 161V160H232ZM129 162V161H128ZM244 162V161H243ZM122 163H126V162H122ZM235 163H237V160H236V162ZM239 164H241V163H239ZM27 165V164H26ZM122 165V164H121ZM120 165V166H121ZM130 165V164H129ZM182 165V164H181ZM226 165H227V163H226ZM247 165V164H246ZM249 165V164H248ZM28 166V165H27ZM42 166H44V165H42ZM42 166H40V167H42ZM24 167V166H23ZM26 167V166H25ZM30 167V166H29ZM29 167H26V168H29ZM125 167H126V164H125ZM2 169H4L3 167H2ZM35 169V168H34ZM33 169V170H34ZM118 169H120L121 170V167L120 168H118ZM127 169H129V167H127L126 168V171H127ZM179 169V168H178ZM130 170V169H129ZM4 171V170H3ZM17 171V170H16ZM55 171V170H54ZM88 171V170H87ZM123 171V170H122ZM124 171H125V169H124ZM2 172V171H1ZM181 172V171H180ZM251 172V171H250ZM19 173V172H18ZM17 173V174H18ZM124 173V172H123ZM126 173V172H125ZM140 173V172H139ZM178 173V172H177ZM177 173H175V174H177ZM92 174V173H91ZM107 174V173H106ZM135 174V173H134ZM161 174V173H160ZM196 174V173H195ZM137 175V174H136ZM158 176H159V174H158ZM175 176V175H174ZM173 176V177H174ZM4 177V176H3ZM128 177V176H127ZM176 177V176H175ZM1 178V177H0ZM19 178H21V176L19 177ZM72 178H73V176H72ZM232 178V177H231ZM254 178H255V176H254ZM4 179V178H3ZM126 179V178H125ZM76 180V179H75ZM137 180V179H136ZM119 181V180H118ZM161 181V180H160ZM159 181V182H160ZM122 182H123V179H122ZM130 182V181H129ZM157 182V181H156ZM167 182V181H166ZM163 183V182H162ZM200 183V182H199ZM120 184V183H119ZM159 184V183H158ZM160 184H161V182H160ZM256 184V183H255ZM135 185V184H134ZM162 185V184H161ZM34 186H39V185H32L31 186V188L32 187H34ZM225 186V185H224ZM226 187V186H225ZM118 188V187H117ZM121 188V187H120ZM163 188V187H162ZM161 188V189H162ZM208 188V187H207ZM38 189H40V188H38ZM37 189V190H38ZM168 189H170V188H168ZM213 189V188H212ZM217 189V188H216ZM105 190V189H104ZM118 190H119V188H118ZM117 190V191H118ZM116 191V190H115ZM207 191V190H206ZM226 191V190H225ZM37 192V191H36ZM113 192V191H112ZM120 192V191H119ZM127 192V191H126ZM128 193V192H127ZM169 193V192H168ZM123 194H125L124 192H123ZM102 195V194H101ZM115 196V195H114ZM121 196V195H120ZM123 196V195H122ZM231 196V195H230ZM129 198V197H128ZM226 198V197H225ZM43 199V198H42ZM68 199V198H67ZM108 199V198H107ZM212 199H213V197H212ZM238 199V198H237ZM106 200V199H105ZM119 200V199H118ZM121 200V199H120ZM123 200V199H122ZM168 200V199H167ZM125 201V200H124ZM127 201V200H126ZM211 201V200H210ZM56 202V201H55ZM18 203V202H17ZM16 203V204H17ZM54 203V202H53ZM151 203V202H150ZM165 203V202H164ZM224 203H226V202H224ZM58 204V203H57ZM238 204V203H237ZM56 205V204H55ZM106 205V204H105ZM208 204L206 203V206H207ZM54 206V205H53ZM124 206V205H123ZM129 206V205H128ZM13 207V206H12ZM15 207V206H14ZM18 207H19V205H18ZM225 207V206H224ZM19 208H21V207H19ZM12 209V208H11ZM226 209V208H225ZM14 210H15V208H14ZM18 210V209H17ZM16 211V210H15ZM85 211V210H84ZM210 211V210H209ZM28 212V211H27ZM225 212V211H224ZM23 213V212H22ZM91 213V212H90ZM23 214H25V213H23ZM129 214H130V212H129ZM158 216V215H157ZM225 216V215H224ZM29 217V216H28ZM20 218V217H19ZM36 218V217H35ZM153 218V217H152ZM209 218V217H208ZM210 218H212V216L210 217ZM3 219V217H1L0 218V222H1V220ZM15 219H17V218H15ZM84 219V218H83ZM121 219V218H120ZM32 220V219H31ZM142 220V219H141ZM207 220V219H206ZM222 220V219H221ZM30 221V220H29ZM33 221V220H32ZM121 221V220H120ZM213 221V220H212ZM211 221V222H212ZM216 221V220H215ZM224 221V220H223ZM222 221V222H223ZM31 222V221H30ZM115 222V221H114ZM86 223V222H85ZM91 223V222H90ZM109 223H110V221H109ZM140 223V222H139ZM30 224V223H29ZM74 224V223H73ZM92 224V223H91ZM112 224V223H111ZM141 224V223H140ZM147 224V223H146ZM146 224H145V226H146ZM204 224V223H203ZM216 224V223H215ZM214 224V225H215ZM141 225H143V223L141 224ZM191 225H193V224H191ZM72 226V225H71ZM109 226V225H108ZM217 226V225H216ZM221 226V225H220ZM150 227V226H149ZM184 227V226H183ZM212 227H215V226H212ZM151 228V227H150ZM191 228V227H190ZM90 229V228H89ZM148 229V228H147ZM188 229V228H187ZM215 229V228H214ZM152 230V229H151ZM194 230V229H193ZM192 230V231H193ZM139 231V230H138ZM200 231V230H199ZM210 231V230H209ZM151 232V231H150ZM190 232H191V230H190ZM189 232V233H190ZM142 233V232H141ZM148 233V232H147ZM157 233H159V232H157ZM178 233V232H177ZM181 233V232H180ZM201 233V232H200ZM208 233V232H207ZM149 234V233H148ZM106 235V234H105ZM107 235H108V233H107ZM154 236H156L155 234H153ZM182 235V234H181ZM185 235V234H184ZM195 235H196V232H195ZM194 235V236H195ZM210 235V234H209ZM159 236V235H158ZM201 236V235H200ZM29 237V236H28ZM109 237V236H108ZM182 237V236H181ZM204 237V236H203ZM205 237H206V234H205ZM204 237V238H205ZM141 238V237H140ZM150 238H152L151 236H150ZM158 238V237H157ZM176 238H177V236H176ZM203 238V239H204ZM207 238V237H206ZM1 239H3V240H6V241H9V240H7V239H5L3 236L1 237ZM26 239V238H25ZM58 240V239H57ZM134 240V239H133ZM138 240H140V239H138ZM142 240V239H141ZM59 241V240H58ZM103 241V240H102ZM120 241V240H119ZM159 241V240H158ZM163 241V240H162ZM196 241V240H195ZM10 242V241H9ZM96 242V241H95ZM108 242V241H107ZM107 242H106V244H107ZM121 242V241H120ZM140 242V241H139ZM176 242V241H175ZM197 242H198V240H197ZM164 243V242H163ZM194 243V242H193ZM66 244V243H65ZM84 244H86V243H84ZM83 244V245H84ZM97 244V243H96ZM99 244V243H98ZM112 244V243H111ZM110 244V245H111ZM166 244V243H165ZM164 244V245H165ZM203 244V243H202ZM35 245V244H34ZM108 245V244H107ZM161 245V244H160ZM167 245V244H166ZM165 245V246H166ZM169 245V244H168ZM211 245V244H210ZM72 246V245H71ZM112 246V245H111ZM128 246V245H127ZM38 247H41V246H38ZM51 247V246H50ZM105 247V246H104ZM177 247V246H176ZM202 247V246H201ZM207 247V246H206ZM210 247V246H209ZM208 247V248H209ZM84 248V247H83ZM111 248V247H110ZM114 248V247H113ZM116 248V247H115ZM207 248V249H208ZM87 249V248H86ZM102 249V248H101ZM200 249V248H199ZM83 250H85V249H83ZM99 250V249H98ZM102 250H104V249H102ZM169 250V249H168ZM209 250V249H208ZM243 250V249H242ZM241 250V251H242ZM78 251V250H77ZM88 251V250H87ZM203 251V250H202ZM63 252V251H62ZM61 252V253H62ZM82 252V251H81ZM85 252V251H84ZM109 252V251H108ZM195 252V251H194ZM210 252V251H209ZM212 252V251H211ZM51 253V252H50ZM61 253H59V254H61ZM94 253V252H93ZM99 253H100V250H99ZM205 253V252H204ZM42 254H44V252L42 253ZM49 254V253H48ZM54 254V253H53ZM65 254V253H64ZM102 254V253H101ZM105 254V253H104ZM212 254V253H211ZM216 254V253H215ZM55 255V254H54ZM69 255H71V254H69ZM100 255V254H99ZM116 255V254H115ZM194 255V254H193ZM60 256V255H59ZM90 256V255H89ZM119 256V255H118ZM202 256V255H201ZM206 256H207V254H206ZM219 256V255H218ZM100 257V256H99ZM111 257V256H110ZM190 257V256H189ZM213 257V256H212ZM211 257V258H212ZM237 257V256H236ZM84 258V257H83ZM91 258V257H90ZM95 258V257H94ZM209 258V257H208ZM44 259V258H43ZM93 259V258H92ZM54 260V259H53ZM62 260V259H61ZM66 262H67V260H65ZM84 261V260H83ZM107 261V260H106ZM82 262V261H81ZM96 262H98V261H96ZM254 262V261H253ZM80 263V262H79ZM93 263V262H92ZM91 263V264H92ZM104 263V262H103ZM208 263V262H207ZM252 263V262H251ZM255 263V262H254ZM54 264V263H53ZM84 264V263H83ZM106 264V263H105ZM110 264V263H109ZM202 264H203V262H202Z\"/></svg>","mask_w":264,"mask_h":264},{"label":"flooded vegetation","instance_id":"af4514ba","mask_svg":"<svg viewBox=\"0 0 264 264\" xmlns=\"http://www.w3.org/2000/svg\"><path fill=\"white\" fill-rule=\"evenodd\" d=\"M77 51V50H76ZM76 51H75V53H76ZM72 53H73V50L71 49V51H70V56L72 55ZM74 53V54H75ZM78 54L80 55V53H79V51H77V53L75 54V57L76 56H78ZM68 60H69V58H67ZM67 59H64V60H66V61H63L62 62V64H61V66H60V69H59V71H58V75L56 76V77H53L52 78V76H50L49 74L47 75V72L45 73V71H42V72H44V74L46 75V77H47V86H42L41 87V89H44V88H46L47 87V89H46V93H45V95L47 94V95H51V96H53V95H56V96H58L57 95V88L55 87L56 86V84L58 83V80H59V78L60 77H62L63 76V70H64V67L66 66V63H67ZM72 67V69H71V71L70 70H68L70 73H74L75 72V70L76 69H81V67L80 66H77V65H71L70 66V68ZM34 68V67H33ZM35 69H37V68H35ZM39 70V69H38ZM82 70V69H81ZM41 71V70H40ZM84 71V70H83ZM86 71V70H85ZM68 74V73H67ZM66 74V75H67ZM75 75H77V74H75ZM55 79V80H51V79ZM66 78H67V76H66ZM66 81H67V79H66ZM52 85V86H51ZM55 85V86H54ZM60 85V82H59V84L57 85V86H59ZM38 91H40L39 89H37V92ZM36 93V92H35ZM74 102V101H73ZM75 103V102H74ZM24 109L26 108L25 106L23 107ZM23 110V109H22ZM26 110V112L27 113H25V111L24 112H21V110H18L17 109V111L18 112H13V114L12 113H6V114H8L7 116H8V119H7V122H9V123H14L15 124V128H21L22 130H24L25 128H30V127H32V126H34V125H37V116H36V113L37 112H35V113H32V112H29V108H26L25 109ZM6 114H4L3 115V117L6 115ZM22 115V116H21ZM20 116V117H19ZM16 118V119H15ZM34 119H35V121H34ZM1 120V119H0ZM22 122H21V121ZM73 120V119H72ZM17 121H18V123H17ZM37 121V122H36ZM75 121V122H74ZM76 121H78V120H73V121H71V119H70V124L72 125L73 124V126L75 127H77V129L78 128H80L79 126H81V124L79 123V121H78V123L76 122ZM33 122V125L31 124ZM36 122V123H35ZM40 126H41V124H39ZM71 125H70V127H71ZM18 126V127H17ZM69 127V128H70ZM103 129H104V127H103ZM82 130V129H81ZM23 132V131H22ZM81 133V132H80ZM82 134V133H81ZM10 137L11 136H9V137H6V141H7V143L9 142V140H10ZM7 143H5V142H0V149H2V150H0V168H2V166H3V164L4 163H7L8 164V162H4V158H6L7 160H9L10 162H12L10 165H8V166H14V164L15 165H17L18 166V168H20V167H25V164H27V165H34V162H33V158H25V159H29V161L30 162H28L27 160H25L23 157H19V158H17L15 155H16V151L14 150V149H12V150H8L7 148V146L5 147V145L7 144ZM26 153H29L28 152V150L26 151ZM34 168V167H33ZM4 177L3 176H1V178L0 179H3ZM16 178H19V177H16ZM13 179V178H12ZM11 179H9V181H10ZM11 208H13L12 206H11ZM12 210V209H11ZM9 214H6V216L5 217H7ZM5 217H3V219L1 220V222H0V229H1V226H2V221L4 220V218ZM3 227V226H2ZM1 233L3 232V231H0ZM1 237H2V235L0 234V239H1ZM9 242V241H8ZM10 243V242H9Z\"/></svg>","mask_w":264,"mask_h":264},{"label":"water","instance_id":"95a60500","mask_svg":"<svg viewBox=\"0 0 264 264\" xmlns=\"http://www.w3.org/2000/svg\"><path fill=\"white\" fill-rule=\"evenodd\" d=\"M50 55H51V54H50ZM59 165H61V164H59ZM59 165H57V166H59ZM73 165H75V164H73ZM57 166H56V167H57ZM55 169H56V168H55ZM55 169H54V170H55ZM0 218H1V217H0ZM2 240H3V239H2ZM5 241H6V240H5ZM6 242H8V241H6Z\"/></svg>","mask_w":264,"mask_h":264}]
</instances>
